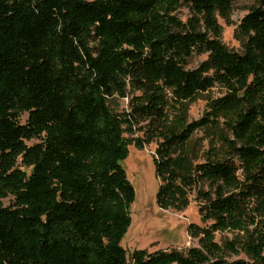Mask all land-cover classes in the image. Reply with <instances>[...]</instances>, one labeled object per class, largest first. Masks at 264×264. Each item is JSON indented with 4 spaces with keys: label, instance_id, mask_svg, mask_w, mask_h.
I'll return each mask as SVG.
<instances>
[{
    "label": "trees",
    "instance_id": "obj_1",
    "mask_svg": "<svg viewBox=\"0 0 264 264\" xmlns=\"http://www.w3.org/2000/svg\"><path fill=\"white\" fill-rule=\"evenodd\" d=\"M234 1L0 0V264H127L135 189L122 162L152 141L157 206L193 198L209 223L188 225L200 246L137 249L132 264H251L223 257L237 247L264 264V0L239 22L241 52L215 18ZM182 5L205 29L179 20ZM193 54L207 57L187 68ZM126 80L140 94L119 113L110 99ZM201 97L206 115L189 120ZM226 230L237 236L215 241Z\"/></svg>",
    "mask_w": 264,
    "mask_h": 264
},
{
    "label": "rangeland",
    "instance_id": "obj_2",
    "mask_svg": "<svg viewBox=\"0 0 264 264\" xmlns=\"http://www.w3.org/2000/svg\"><path fill=\"white\" fill-rule=\"evenodd\" d=\"M255 0H235L233 10L229 20H224L218 12L215 18L220 27V40L231 51L241 52L243 49L244 37L239 31V22L242 16L247 12L248 7ZM176 16L184 23L193 21L200 29H205L203 24V15L195 12L191 7L182 5L177 11ZM207 54H193L186 64L187 68H194L205 60ZM224 92L221 86H214L209 95L212 98L220 96ZM140 90L136 89L128 80H126L125 96L115 95L110 99V106L116 112L129 110V101L133 96L139 95ZM207 100L203 97L192 102L188 111V119L195 120L206 115ZM27 113H22L21 121L24 122ZM145 122H139L134 127V134L125 133L126 137H141ZM195 137L206 151L207 144L211 137L208 129H200ZM34 140L29 141L32 143ZM156 143L147 142L143 148H138L134 143L128 145V155L123 160L122 166L126 172L127 178L135 189V199L130 208L131 224L124 235L121 244L126 250L127 264H132L131 254L134 250L144 249L147 252L156 250L176 249L186 253L187 249L193 246H200L198 239L188 232V225L196 223L205 225L209 222H203L198 212V204L192 198L190 204L183 210L161 209L156 204V192L158 189V178L155 174L153 163L154 150ZM237 164L240 162L235 159ZM241 175V169L238 171ZM11 198L3 199V203L8 205ZM240 236V234H238ZM237 236V232L217 231L215 232V241L221 243L223 240H231ZM238 253L226 251L223 257L227 260L244 259L251 264H256L240 247Z\"/></svg>",
    "mask_w": 264,
    "mask_h": 264
}]
</instances>
